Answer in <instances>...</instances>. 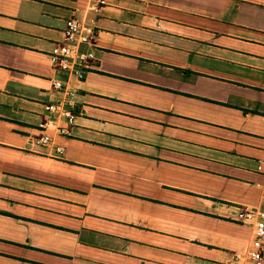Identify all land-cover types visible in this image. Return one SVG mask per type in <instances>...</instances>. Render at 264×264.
Returning <instances> with one entry per match:
<instances>
[{
	"label": "crops",
	"instance_id": "crops-1",
	"mask_svg": "<svg viewBox=\"0 0 264 264\" xmlns=\"http://www.w3.org/2000/svg\"><path fill=\"white\" fill-rule=\"evenodd\" d=\"M85 8L0 0V264H249L264 0ZM72 18L96 30L83 81L52 61ZM53 79L76 92V117L43 147L46 107L65 100Z\"/></svg>",
	"mask_w": 264,
	"mask_h": 264
},
{
	"label": "built area",
	"instance_id": "built-area-1",
	"mask_svg": "<svg viewBox=\"0 0 264 264\" xmlns=\"http://www.w3.org/2000/svg\"><path fill=\"white\" fill-rule=\"evenodd\" d=\"M78 4H85L88 12H98L105 4V0H76ZM85 8V9H86ZM96 30L92 23L72 18L67 21L64 31V42L58 46L52 61L57 71L67 74L69 77L83 81L89 71L90 56L82 50L84 46H92L95 40ZM55 91L65 95V100L47 105L46 117L42 125L44 133L38 140V144L46 147L52 144L49 131L66 136L69 127L75 120L77 108L76 92L69 90L60 79L52 80ZM57 153H62L61 147H56ZM246 222L254 225V240L249 251V264H261L264 259V212L250 211L244 216Z\"/></svg>",
	"mask_w": 264,
	"mask_h": 264
}]
</instances>
